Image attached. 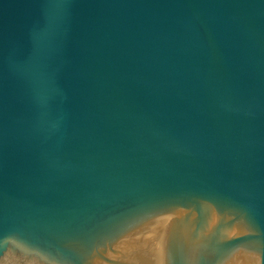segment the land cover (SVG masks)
<instances>
[{
	"label": "water",
	"instance_id": "95a60500",
	"mask_svg": "<svg viewBox=\"0 0 264 264\" xmlns=\"http://www.w3.org/2000/svg\"><path fill=\"white\" fill-rule=\"evenodd\" d=\"M0 264H264V0H0Z\"/></svg>",
	"mask_w": 264,
	"mask_h": 264
}]
</instances>
